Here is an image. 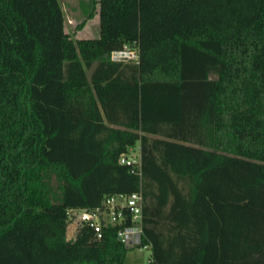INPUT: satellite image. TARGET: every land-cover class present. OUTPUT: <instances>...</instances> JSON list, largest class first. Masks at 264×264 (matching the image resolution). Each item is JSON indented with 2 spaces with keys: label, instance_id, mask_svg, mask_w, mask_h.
I'll return each mask as SVG.
<instances>
[{
  "label": "trees",
  "instance_id": "trees-1",
  "mask_svg": "<svg viewBox=\"0 0 264 264\" xmlns=\"http://www.w3.org/2000/svg\"><path fill=\"white\" fill-rule=\"evenodd\" d=\"M95 3L71 38L58 0H0V264H122L65 210L138 188L150 264H264V0Z\"/></svg>",
  "mask_w": 264,
  "mask_h": 264
},
{
  "label": "built area",
  "instance_id": "built-area-1",
  "mask_svg": "<svg viewBox=\"0 0 264 264\" xmlns=\"http://www.w3.org/2000/svg\"><path fill=\"white\" fill-rule=\"evenodd\" d=\"M111 60L137 61V49L125 45L109 52ZM119 163L131 166L139 174V145L134 152L128 147L119 153ZM142 192L138 188L128 193L112 192L103 194L99 203L92 207H68L65 210L64 238L72 240L82 224L92 228L93 237L101 236V227L109 223L116 226V238L126 247L138 246L148 251L145 258L150 264L149 244L140 243L142 218Z\"/></svg>",
  "mask_w": 264,
  "mask_h": 264
},
{
  "label": "rangeland",
  "instance_id": "rangeland-1",
  "mask_svg": "<svg viewBox=\"0 0 264 264\" xmlns=\"http://www.w3.org/2000/svg\"><path fill=\"white\" fill-rule=\"evenodd\" d=\"M63 12V29L71 38L94 37L98 34V22L96 16L87 21V13L96 12L98 4L95 0H58ZM88 73V70H87ZM214 76V75H212ZM138 141L127 147L132 152L136 150ZM54 183V178H52ZM148 251L134 246L126 250L122 264H146L145 258Z\"/></svg>",
  "mask_w": 264,
  "mask_h": 264
},
{
  "label": "crops",
  "instance_id": "crops-1",
  "mask_svg": "<svg viewBox=\"0 0 264 264\" xmlns=\"http://www.w3.org/2000/svg\"><path fill=\"white\" fill-rule=\"evenodd\" d=\"M94 16H96V19H97V22H98V7H97V9H96V12H94V14H93V16H91V17H94ZM87 19V21H88V19H91L90 17L89 18H86ZM98 35V34H97ZM96 35V36H97Z\"/></svg>",
  "mask_w": 264,
  "mask_h": 264
}]
</instances>
